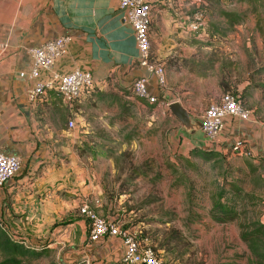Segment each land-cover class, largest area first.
I'll return each instance as SVG.
<instances>
[{"label": "crops", "instance_id": "1", "mask_svg": "<svg viewBox=\"0 0 264 264\" xmlns=\"http://www.w3.org/2000/svg\"><path fill=\"white\" fill-rule=\"evenodd\" d=\"M203 5V0H161L152 5V59L164 66L166 76L164 87H159L140 64L132 29L116 0H0V151L21 161L17 175L0 188V224L11 238L42 253L31 264H43L44 258H51L49 264H122L120 240L90 241L87 222L78 213L82 200H97L100 216L129 226L110 213L111 202L102 208L104 192L92 169V156L79 155L77 143L92 133L97 120L107 130L133 116L122 104L127 98L122 93L131 91L138 78H146L149 93L157 95L155 109L178 101L198 120L209 103L219 100V82L205 89L204 74L197 69L204 34L201 27L192 26L200 18L203 22ZM60 35L71 40L53 70L79 69L94 78L91 97L71 108L52 90L34 102L26 95L32 85L28 49ZM48 75L43 71L39 77L45 80ZM94 102L106 108L94 109ZM136 103L150 105L137 97ZM120 105L122 111L116 113ZM69 119L75 120V128L67 127ZM248 122L226 118L216 141L229 146L242 139L253 155L257 151L264 159V132ZM182 131L193 138L192 132Z\"/></svg>", "mask_w": 264, "mask_h": 264}, {"label": "rangeland", "instance_id": "2", "mask_svg": "<svg viewBox=\"0 0 264 264\" xmlns=\"http://www.w3.org/2000/svg\"><path fill=\"white\" fill-rule=\"evenodd\" d=\"M203 1L204 50L198 54L197 69L204 74V87L214 89L216 81L229 84L250 112V126L264 132V0L256 9L238 0ZM220 10L246 12V19L233 30L220 31L224 26ZM122 94L127 96L122 104L133 116L107 130L97 120L91 134H77L84 136L77 143L79 155L92 156V169L100 177L102 208L111 202L110 213L140 231L164 264H247L249 250L239 225L264 222L261 155L256 151L254 157H245L253 156L247 142L244 154L236 153L232 145L227 153L229 146L208 142L201 131L195 132L202 136L186 138L165 103L157 109L154 104L143 107L131 91ZM90 106L106 108L103 102ZM118 109L116 113L122 105ZM194 147L210 156L190 154ZM247 162L257 170L252 172ZM235 183L243 191L235 205L238 218L212 220L211 197L222 191V199L231 203ZM42 263H51V258Z\"/></svg>", "mask_w": 264, "mask_h": 264}, {"label": "built area", "instance_id": "3", "mask_svg": "<svg viewBox=\"0 0 264 264\" xmlns=\"http://www.w3.org/2000/svg\"><path fill=\"white\" fill-rule=\"evenodd\" d=\"M116 1L118 8L124 13L125 22L132 29L140 64L155 77L159 87H164L166 83L165 69L161 63L152 59L150 41L152 5L161 0ZM201 20L202 18L192 28L198 30L203 26ZM70 40L69 35H60L28 49L32 60L28 74L32 85L26 92L29 102L36 101L50 90L54 91L69 108L74 103L86 101L91 97L94 88V78L91 73L79 69L69 73H58L53 70L55 62L65 54L66 45ZM43 71L49 73L45 80L39 77ZM131 91L138 99L146 100L150 104L157 103L159 100L157 95L149 93L147 80L144 77L138 78L132 83ZM228 117L246 122L250 120L251 114L243 107L237 95L225 92L222 93L218 101L209 103L198 117L200 131L208 142L214 144L217 142L216 139L224 127V120ZM67 127L75 128V120L69 119ZM230 145L233 149L242 150L244 141L238 139ZM20 168V157L6 155L0 151V188L15 177ZM96 206H98V201L90 199H84L78 205V213L87 222L90 241H96L101 237L119 239L124 247L122 264H164L159 253L147 243L145 237L139 235L140 231L123 226L119 220L100 216L96 211Z\"/></svg>", "mask_w": 264, "mask_h": 264}, {"label": "trees", "instance_id": "4", "mask_svg": "<svg viewBox=\"0 0 264 264\" xmlns=\"http://www.w3.org/2000/svg\"><path fill=\"white\" fill-rule=\"evenodd\" d=\"M240 2H246L253 6V9H256V5L260 0H238ZM218 15L223 18L224 26L222 29L218 27H213L214 25H207L209 29L220 30L223 29L226 31L233 30L237 25L242 24L246 19V12H235V11H218ZM213 27V28H212ZM223 93L230 92L232 94L234 91H231V87L229 84H224L223 82L219 83ZM238 96V95H237ZM239 97V96H238ZM152 105V104H150ZM194 138L198 137L196 134H200V132H193ZM248 146H246V142H244V148L240 150L241 154H244V150H246ZM235 152H239V149H234ZM248 150V149H247ZM190 154L195 156L202 157L204 159L208 158L210 155L207 154V151L203 149H190ZM247 152V151H245ZM227 153L230 152V146L227 149ZM245 157L252 158L253 156ZM259 158V157H258ZM262 163H264V159L261 157ZM249 168L252 172H255L257 168H254L250 162ZM233 189V198L231 199V203L228 204V199H222L223 193L220 191L216 195L211 197L212 205L210 209L211 219L218 222L224 223L228 221H232L238 218L239 214L235 209L236 200L240 198L241 193L243 192L241 187H239L236 183L232 184ZM240 227V238L247 244L249 250V258L247 264H264V222H251V223H241ZM140 235V234H139ZM157 253V249L152 247ZM41 252L36 250H31L29 247H25L20 240L13 239L9 236L3 226L0 224V264H31V261L37 259L41 256ZM200 264V263H196Z\"/></svg>", "mask_w": 264, "mask_h": 264}, {"label": "water", "instance_id": "5", "mask_svg": "<svg viewBox=\"0 0 264 264\" xmlns=\"http://www.w3.org/2000/svg\"><path fill=\"white\" fill-rule=\"evenodd\" d=\"M168 110L173 117L178 120L182 129L186 133H191L200 130V121L193 119L190 113L181 105L180 102L175 101L168 104Z\"/></svg>", "mask_w": 264, "mask_h": 264}]
</instances>
